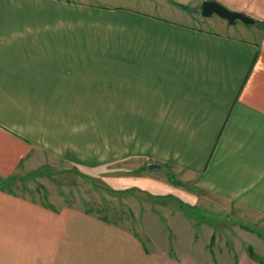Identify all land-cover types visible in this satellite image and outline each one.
Here are the masks:
<instances>
[{"label": "crops", "instance_id": "crops-1", "mask_svg": "<svg viewBox=\"0 0 264 264\" xmlns=\"http://www.w3.org/2000/svg\"><path fill=\"white\" fill-rule=\"evenodd\" d=\"M173 1L204 0H0V264H204L197 248L154 250L108 219L10 192L34 149L55 151V128L89 126L90 105L112 106L114 160L171 169L264 224V27ZM216 1L264 21V0ZM208 254L261 264L245 248Z\"/></svg>", "mask_w": 264, "mask_h": 264}, {"label": "rangeland", "instance_id": "rangeland-1", "mask_svg": "<svg viewBox=\"0 0 264 264\" xmlns=\"http://www.w3.org/2000/svg\"><path fill=\"white\" fill-rule=\"evenodd\" d=\"M78 1L136 7L130 0ZM173 3L191 16L202 18L201 2L185 3L187 8ZM214 29L226 32L219 26ZM75 111L73 114H79ZM88 115L87 127L55 128L58 131L51 135L57 140L55 151L50 154L34 149L17 180L18 189L10 192L57 213L72 208L108 219L137 232L144 244L154 250L167 244L188 253L197 248V257L204 264H211L208 253L226 254L228 250L248 247L264 261L263 223L253 220L241 207L189 189L171 169L159 164L150 168L135 159L114 160L113 155L124 152L113 148L116 132L112 106L90 105ZM102 158L107 159L104 165H91ZM83 160L89 164H78Z\"/></svg>", "mask_w": 264, "mask_h": 264}, {"label": "water", "instance_id": "water-1", "mask_svg": "<svg viewBox=\"0 0 264 264\" xmlns=\"http://www.w3.org/2000/svg\"><path fill=\"white\" fill-rule=\"evenodd\" d=\"M201 15L204 17H211L217 15L220 18L227 20L230 24H235L238 20L245 24L255 23L254 18L239 11L231 10L222 3L216 0H204L201 4ZM156 165H150L153 167Z\"/></svg>", "mask_w": 264, "mask_h": 264}, {"label": "trees", "instance_id": "trees-1", "mask_svg": "<svg viewBox=\"0 0 264 264\" xmlns=\"http://www.w3.org/2000/svg\"><path fill=\"white\" fill-rule=\"evenodd\" d=\"M179 6H181V7H183V8H187L186 6H184V4H179ZM254 20H255V23H257L258 25L264 27V21H262V20H257V19H255V18H254ZM48 207H50V206H48ZM247 251H248V253L250 254V256H252V257L255 258L256 260H258V262H260L261 264H263V261H261V260L258 258V255H257L256 251L253 250V248L248 247V248H247Z\"/></svg>", "mask_w": 264, "mask_h": 264}]
</instances>
